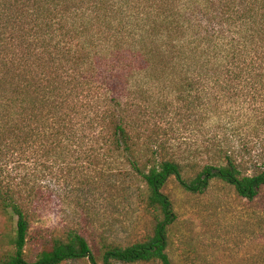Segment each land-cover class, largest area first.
Wrapping results in <instances>:
<instances>
[{
	"label": "trees",
	"instance_id": "trees-1",
	"mask_svg": "<svg viewBox=\"0 0 264 264\" xmlns=\"http://www.w3.org/2000/svg\"><path fill=\"white\" fill-rule=\"evenodd\" d=\"M156 106L203 139L159 142ZM55 167L74 185L143 182L153 235L95 253L76 229L33 231ZM170 177L190 193L216 177L247 201L264 189V0H0V264H177Z\"/></svg>",
	"mask_w": 264,
	"mask_h": 264
},
{
	"label": "rangeland",
	"instance_id": "rangeland-1",
	"mask_svg": "<svg viewBox=\"0 0 264 264\" xmlns=\"http://www.w3.org/2000/svg\"><path fill=\"white\" fill-rule=\"evenodd\" d=\"M155 108L159 114L151 120L150 131L156 130L159 142L174 144L180 152L193 149L203 139L192 116L191 122H187L169 108ZM161 112L165 113L163 119ZM206 123L212 125L210 120ZM250 165L242 168L243 174H254L256 168ZM56 168L50 182L53 193L41 205L39 217L32 223L33 231L53 230L59 234L65 229H76L86 237L95 253L99 252L100 243L124 246L153 235L161 214L140 200L139 190H145L143 182L124 172H112L101 187L74 185L60 179ZM163 192L172 201V213L176 215L168 232L167 251L173 262L264 264V189L255 200L247 201L231 185L216 177L208 180L203 193H190L170 177ZM3 247L8 248L5 240ZM26 252L29 257L34 254L32 242ZM62 264L88 263L76 260ZM114 264L161 263L114 261Z\"/></svg>",
	"mask_w": 264,
	"mask_h": 264
}]
</instances>
